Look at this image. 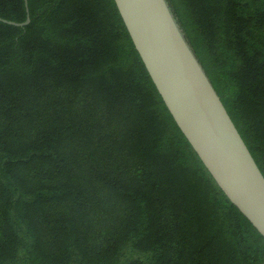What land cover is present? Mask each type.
Returning a JSON list of instances; mask_svg holds the SVG:
<instances>
[{
  "label": "trees",
  "instance_id": "trees-1",
  "mask_svg": "<svg viewBox=\"0 0 264 264\" xmlns=\"http://www.w3.org/2000/svg\"><path fill=\"white\" fill-rule=\"evenodd\" d=\"M264 174V0H166ZM0 264H264L115 0H0Z\"/></svg>",
  "mask_w": 264,
  "mask_h": 264
},
{
  "label": "water",
  "instance_id": "water-1",
  "mask_svg": "<svg viewBox=\"0 0 264 264\" xmlns=\"http://www.w3.org/2000/svg\"><path fill=\"white\" fill-rule=\"evenodd\" d=\"M115 2L176 123L227 197L264 236V174L166 0ZM0 20L25 25L30 18Z\"/></svg>",
  "mask_w": 264,
  "mask_h": 264
}]
</instances>
